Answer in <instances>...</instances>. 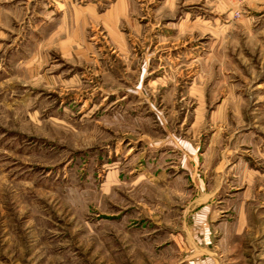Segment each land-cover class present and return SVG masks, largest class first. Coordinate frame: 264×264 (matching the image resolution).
I'll return each mask as SVG.
<instances>
[{"label": "rangeland", "instance_id": "1", "mask_svg": "<svg viewBox=\"0 0 264 264\" xmlns=\"http://www.w3.org/2000/svg\"><path fill=\"white\" fill-rule=\"evenodd\" d=\"M127 1L0 25V264H264V0Z\"/></svg>", "mask_w": 264, "mask_h": 264}, {"label": "crops", "instance_id": "2", "mask_svg": "<svg viewBox=\"0 0 264 264\" xmlns=\"http://www.w3.org/2000/svg\"><path fill=\"white\" fill-rule=\"evenodd\" d=\"M15 1L13 5L9 8H6V3ZM60 4L67 5V3L70 0H59ZM26 0H0V25L5 26L6 28L10 29V24L12 22V18L14 17L17 21H20L23 18V10L21 9V3H25ZM15 9V11H14ZM129 11V4L127 0H116L114 6L109 9L104 15H99L95 13V6H91L89 9V13L92 14L93 21H99L102 23V25L109 27L111 30H116L115 23L118 20V17L120 16H127ZM85 16L83 17V20ZM35 30V29H34ZM54 34H60V35H66V30L63 31L62 27H59V29L54 30ZM59 36V35H58ZM69 39V40H68ZM72 43V37H64L62 38V41L60 42V46L65 47V45ZM218 184V182H217ZM220 188V183L217 185V188ZM217 190V189H216ZM209 193V194H199L197 198H195L193 201L189 203V205H192L197 202H201V199L210 200L215 191ZM212 195V196H211ZM204 213V211H203ZM202 216V215H200ZM242 225L244 222V216L243 214L240 216ZM196 226L194 227H188L186 223H182L181 225V231L182 234L176 233L171 234L170 238H168L164 243H171V246L168 248L174 249L177 254L181 252H187V255L185 257H181V259H177L175 261H172L170 264H219V259L216 258L215 246H212L210 241L206 242L203 246H201L198 243V231H196ZM174 232V231H173ZM208 240H210V237L208 236Z\"/></svg>", "mask_w": 264, "mask_h": 264}]
</instances>
